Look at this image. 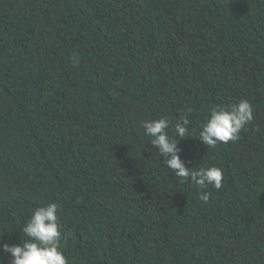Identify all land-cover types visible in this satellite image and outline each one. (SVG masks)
Segmentation results:
<instances>
[{"label": "trees", "instance_id": "16d2710c", "mask_svg": "<svg viewBox=\"0 0 264 264\" xmlns=\"http://www.w3.org/2000/svg\"><path fill=\"white\" fill-rule=\"evenodd\" d=\"M241 99L239 139L201 143ZM181 115L207 203L141 127ZM50 202L68 264H264V0H0V243Z\"/></svg>", "mask_w": 264, "mask_h": 264}, {"label": "clouds", "instance_id": "9594fccd", "mask_svg": "<svg viewBox=\"0 0 264 264\" xmlns=\"http://www.w3.org/2000/svg\"><path fill=\"white\" fill-rule=\"evenodd\" d=\"M73 61L79 62L76 57ZM252 120V105L246 99L231 105L212 107L200 126L198 140L207 147L234 142ZM189 124L190 120L181 115L173 125L174 135L171 136L168 132L169 121L163 117L146 119L141 122V127L152 148L163 158L164 165L182 182H191L202 190L199 199L207 203L211 193L203 190L212 186L218 191L222 187L223 170L217 166H185L176 137H190ZM58 208L57 202L34 208L22 227L28 239L19 244L0 243V251L9 254V264H68L61 248L63 236L57 216ZM0 264H4L3 260H0Z\"/></svg>", "mask_w": 264, "mask_h": 264}]
</instances>
